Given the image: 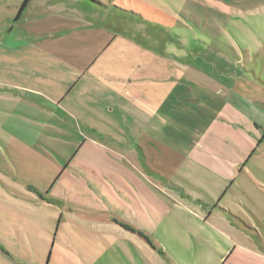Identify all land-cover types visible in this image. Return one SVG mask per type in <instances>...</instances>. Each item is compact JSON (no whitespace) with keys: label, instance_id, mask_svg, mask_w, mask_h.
Returning a JSON list of instances; mask_svg holds the SVG:
<instances>
[{"label":"crops","instance_id":"1","mask_svg":"<svg viewBox=\"0 0 264 264\" xmlns=\"http://www.w3.org/2000/svg\"><path fill=\"white\" fill-rule=\"evenodd\" d=\"M157 7L29 0L0 40V181L10 198L58 214L49 221V248L36 251L45 261L36 264H61L55 241L65 240L69 218L91 223L79 211L88 203L118 198L139 227L135 212L146 222L145 205L160 207L176 187L169 177L193 167L221 180L219 202L233 179L236 195L227 202L253 213L250 226L264 230L257 211L264 207V74H211L199 57L167 51V41H143L131 18L178 22Z\"/></svg>","mask_w":264,"mask_h":264},{"label":"rangeland","instance_id":"2","mask_svg":"<svg viewBox=\"0 0 264 264\" xmlns=\"http://www.w3.org/2000/svg\"><path fill=\"white\" fill-rule=\"evenodd\" d=\"M152 1L161 10H171L178 22L163 16L174 26L162 27L152 18L154 22L131 18L135 20L131 27L140 29L143 41L147 36L167 41V51L172 47L179 56L199 57L205 72L211 74L241 71L249 78L264 74V0ZM22 2L0 0V40L10 32ZM154 26L159 29L150 32ZM258 151L264 153V143ZM178 174L169 177L176 185L168 189L169 198L159 192L160 207L145 205L146 222L135 212L131 219L139 227L117 207L118 198L111 201L108 194L103 205L82 207L79 211L91 223L68 219L65 240L55 241L53 247L61 264H264V230L250 226L253 213L246 209L242 213L238 202L226 200L233 201L236 195L233 179L223 182L228 190L226 199L219 202L223 189L216 174L196 167ZM10 194L0 181V264L44 263L42 254L51 243L48 227L54 229L58 214ZM257 211L264 221V207ZM52 218L54 225L49 224ZM68 233L77 238L72 240ZM43 248L41 254L36 252Z\"/></svg>","mask_w":264,"mask_h":264},{"label":"trees","instance_id":"3","mask_svg":"<svg viewBox=\"0 0 264 264\" xmlns=\"http://www.w3.org/2000/svg\"><path fill=\"white\" fill-rule=\"evenodd\" d=\"M29 0H23L19 10H18V13L16 15V18L21 14V12L24 10V8L26 7V4L28 3Z\"/></svg>","mask_w":264,"mask_h":264}]
</instances>
